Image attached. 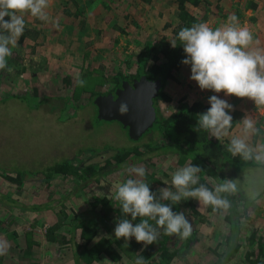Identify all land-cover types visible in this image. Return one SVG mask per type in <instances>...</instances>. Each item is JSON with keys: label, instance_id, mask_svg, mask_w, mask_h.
<instances>
[{"label": "rangeland", "instance_id": "obj_1", "mask_svg": "<svg viewBox=\"0 0 264 264\" xmlns=\"http://www.w3.org/2000/svg\"><path fill=\"white\" fill-rule=\"evenodd\" d=\"M51 2L53 6L47 9L48 22L25 15V30L30 32L19 40L8 58V66L13 71L0 70V222H4L0 245L6 249L0 255V264H76L72 249H60L46 242L47 228L57 219V212H62L63 202L69 205L66 210L70 214L78 209L86 212L92 193H99L98 188L105 192L115 187L126 174L124 170L115 172L108 168L106 175L112 178V184L101 177L98 184H90L94 180L90 178L85 185L86 182L77 184L58 174L45 181L43 174L31 171H42L70 159L76 166L81 162L97 165L112 157L117 147L142 145L157 138L156 134H148L136 142L119 121L98 119V109L90 98L91 87L95 86L92 76L104 74L110 79L116 72L135 74L137 57L148 39L166 36L174 40L179 23V0ZM254 4L264 7L263 0H201L198 5L187 2L186 6L201 22L213 27L235 14L253 31L259 46L264 47V12L254 8ZM80 5H87V14L85 9L78 8ZM190 75V66L185 65L177 79H168L165 91L171 100L159 102L160 112L169 114L181 98L208 103L210 96L218 95L233 105L230 115L240 111L239 121L244 116L254 119L259 132L249 134L247 143L258 151V146L264 144V107H256L246 98L202 91ZM78 80L86 84L81 87ZM20 92L27 95L26 101L8 97ZM239 134L237 124L220 140L228 145L226 141ZM155 155L156 151L147 152L146 156L153 159L146 158L135 165L158 170L168 168L171 173L180 168L176 157ZM256 161L259 166L239 172L229 169L225 173L233 177L250 204L248 216L241 219L242 228H255L264 234V160ZM20 170L24 171L25 178L21 185L3 175L8 172L16 176ZM34 205L40 209H34ZM199 207L206 210L205 205L199 204ZM240 208L243 210L242 204ZM208 216L210 221L208 227L204 225V231L212 234V245H215L226 238L223 218L217 213ZM200 251L197 249L192 258L178 259L176 264H211L212 254L206 256ZM242 256L240 252L228 264H247ZM105 260L118 264L106 255L93 264H108Z\"/></svg>", "mask_w": 264, "mask_h": 264}, {"label": "trees", "instance_id": "obj_2", "mask_svg": "<svg viewBox=\"0 0 264 264\" xmlns=\"http://www.w3.org/2000/svg\"><path fill=\"white\" fill-rule=\"evenodd\" d=\"M72 1L79 4L78 0ZM187 2L198 5L201 0H179V23L175 30L174 39L181 28L201 22L199 18L190 12L186 6ZM26 31L20 40H23V37L30 32L26 33ZM170 41L166 36H154L148 39L144 49L137 57L138 67L135 74L116 72L110 76V79L104 74L92 76L95 86L91 87L90 98L93 99L91 102L94 105V99L97 96L114 91L117 87L122 86L124 80H132L135 77L140 78L142 75L150 80L161 79L162 87L159 95L154 100L157 118L153 127L143 134V136L156 134L155 141L140 145L136 142L141 141L140 139L143 136L139 139H133L128 134L131 139L136 141V144L117 147V151L112 157L97 165L95 163L84 165L81 162L79 166H76L70 159L53 164L42 171H31V173L43 174L45 181L52 180L58 174L74 180L77 184L86 182L85 185H87L90 178H94L90 184H98L101 182V177L107 178L112 184V178L106 175L108 168H112V171L115 172L125 171V165H135L138 162H143L146 158L153 159V156H146V154L147 152L156 151L155 156L165 154L170 158L176 157L179 167L191 163L194 166H199L202 170L198 174L199 183L214 190L226 180L234 182L233 177L225 173V170L232 169L239 172L247 167L259 166L260 163L256 161L255 153L250 159H244L239 155L233 156L227 151V145H224L221 140H217L215 137H211L210 133L197 128V114L205 112L210 107L209 103L202 100L189 102L186 98H181L178 105L169 114L166 115L160 112L159 102L171 100V97L165 91L168 79H177V74L185 66L181 63L185 58V54L179 41H176L177 47L175 48L171 46ZM104 85L107 87L102 88ZM8 97L27 100V95L22 92L12 93ZM231 115L233 126L229 131L233 130L238 124L241 113L240 111H234ZM160 140L164 143L156 144ZM230 140L226 141L227 144ZM107 147L112 146L108 145ZM153 165H156V163L154 162ZM145 169L144 180L153 192H157L162 187L171 186L172 171L168 168L162 170L157 168ZM23 174L24 171L21 170L18 171L16 176L3 172L6 179L20 185L25 180ZM127 178L126 173L121 182ZM165 182L168 185H165ZM98 190L99 193H92L90 196V207L86 212L73 209L75 211L70 214L66 210L69 205L63 202L62 214L57 212V219L52 222L45 233L46 242L55 244L60 249H72L76 264H93L95 261H99L103 255L108 256L118 264H136L137 258H142L144 264H176L178 259L192 258L197 249H201L200 252L206 256H208L207 253L212 254L213 261L211 264H228L240 252L243 253L242 260H246L247 264H264V234L259 233L255 228L249 227L246 230L242 228L241 219L243 216H248L247 211L250 204L248 200H245L242 190L237 187L234 191L219 194L221 198L228 201L227 205L215 209L212 206H206L205 211L200 209L197 200L191 198L182 200L178 204L164 201L171 204L173 211H183L185 213L191 222L192 232L189 237L181 238L178 235H168L163 229H158L160 236L151 245L137 243L135 238L128 241L123 238L116 239L114 228L121 212L119 205L110 199V192H114L115 187L111 186L105 192L101 191L100 188ZM240 204H242L243 210L240 208ZM33 208L38 210L40 206L34 205ZM206 211L208 214L217 213L223 218L226 238L223 241L220 239L215 245H212V238H214L212 234L204 231V225L206 224L208 227L207 222L210 221ZM128 218L130 219V217ZM138 222L139 218L133 221L134 224ZM150 223L155 224L154 221H150ZM3 224L4 222L1 221L0 229ZM30 234L27 235L28 238ZM215 235L219 234L216 232ZM31 245L29 249H31Z\"/></svg>", "mask_w": 264, "mask_h": 264}, {"label": "clouds", "instance_id": "obj_3", "mask_svg": "<svg viewBox=\"0 0 264 264\" xmlns=\"http://www.w3.org/2000/svg\"><path fill=\"white\" fill-rule=\"evenodd\" d=\"M48 8L49 0H0V70L13 71L8 66V58L13 55V49L18 47L24 33L25 15L48 22ZM177 40L185 54L181 63L190 66V79L202 91L246 98L256 107H264V47L259 46L260 42L253 31L242 24L235 14H230L219 26L198 22L183 27L176 38L170 41L173 48L177 47ZM85 84L86 81L78 80L79 86ZM208 103L210 107L197 114V128L220 140L228 135L233 126V117L230 115L233 105L215 94L209 97ZM118 111L121 115L126 114L127 104L121 103ZM238 124L240 134L231 138L227 151L233 156L250 159L257 149L247 143V137L258 133L259 129L250 116H244ZM255 158L264 160V144L258 146ZM124 168L128 178L117 183L115 191L110 192V199L119 205L121 212L114 235L116 239L123 238L125 241L135 238L137 243L145 245L158 240V229L181 238L189 237L192 232L191 222L185 213L173 211L171 204L164 201L178 204L191 198L200 205L215 209L228 204L219 194L236 188L231 180L224 181L214 190L200 184L198 174L202 170L191 163L171 173L170 187L153 192L144 180V167L125 165ZM165 185H168L167 182ZM138 218L139 222L134 224L133 221ZM5 251V247L0 245V255H4ZM136 264H144L143 259L137 258Z\"/></svg>", "mask_w": 264, "mask_h": 264}, {"label": "water", "instance_id": "obj_4", "mask_svg": "<svg viewBox=\"0 0 264 264\" xmlns=\"http://www.w3.org/2000/svg\"><path fill=\"white\" fill-rule=\"evenodd\" d=\"M161 87V79L150 80L145 75L136 78L133 84L126 80L115 94H101L94 99L98 108V118L121 122L133 139H139L156 121L157 110L154 100L159 95ZM121 103L128 106V112L124 115L118 111Z\"/></svg>", "mask_w": 264, "mask_h": 264}, {"label": "crops", "instance_id": "obj_5", "mask_svg": "<svg viewBox=\"0 0 264 264\" xmlns=\"http://www.w3.org/2000/svg\"><path fill=\"white\" fill-rule=\"evenodd\" d=\"M78 1H79V0H78ZM263 1H264V0H263ZM52 2H53V1H52ZM52 2H51V0H49V8H51V7L53 6ZM55 2H57V0H55ZM80 3H83V4H84L85 2H80ZM83 6H84V5H83ZM86 6H87V5H85L84 7H82V6L80 5V7H78V8H79V9H85V12H86V14H87V13H88V12H87L88 9H86ZM253 7H254V8L256 7L258 10L262 9L263 12H264V7H262V6H258V5H256V4H254ZM81 20H82V19H81Z\"/></svg>", "mask_w": 264, "mask_h": 264}, {"label": "flooded vegetation", "instance_id": "obj_6", "mask_svg": "<svg viewBox=\"0 0 264 264\" xmlns=\"http://www.w3.org/2000/svg\"><path fill=\"white\" fill-rule=\"evenodd\" d=\"M137 77H135V78H132V80H127V81H129L130 83H132L133 84V82H134V80L136 79ZM124 81H126V80H124ZM123 84V83H122ZM120 87H122V86H120ZM120 87H117L114 91H111V92H109V93H114L115 94V91L118 89V88H120ZM108 94V93H107Z\"/></svg>", "mask_w": 264, "mask_h": 264}]
</instances>
